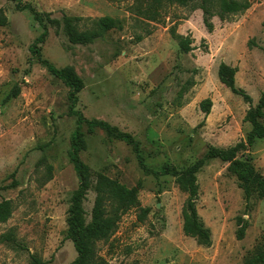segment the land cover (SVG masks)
Returning a JSON list of instances; mask_svg holds the SVG:
<instances>
[{
  "label": "rangeland",
  "instance_id": "1",
  "mask_svg": "<svg viewBox=\"0 0 264 264\" xmlns=\"http://www.w3.org/2000/svg\"><path fill=\"white\" fill-rule=\"evenodd\" d=\"M220 1L21 0L43 15L47 34L38 44L40 57L57 68L72 67L81 80L73 109L130 133L148 168L139 165L131 145L82 123L86 188L76 205V247L66 237L78 185L69 160L77 126L69 87L29 50L42 25L15 0H0L7 17L0 26V202L11 203L9 217L0 221V264H69L78 251L111 264H245L264 240V198L253 194L246 201L228 163L208 158L196 174L195 206L211 238L204 246L182 231L187 193L171 174L160 172L164 164L187 168L210 145L246 141L251 126L245 112L264 92V0H241L249 2L247 9L223 14ZM64 16L81 17L80 29L104 16L120 28L74 44ZM171 27L189 38L191 50L179 48ZM221 62L236 67L235 85L251 103L220 83ZM15 85L18 95L8 97ZM205 98L211 99L208 114L200 107ZM237 157L264 175V137ZM238 217L247 221L242 239L235 235Z\"/></svg>",
  "mask_w": 264,
  "mask_h": 264
},
{
  "label": "trees",
  "instance_id": "2",
  "mask_svg": "<svg viewBox=\"0 0 264 264\" xmlns=\"http://www.w3.org/2000/svg\"><path fill=\"white\" fill-rule=\"evenodd\" d=\"M16 7L18 9H28L33 18L42 25V32L37 36L35 41L30 45L29 50L32 55L37 56L38 61L46 67V69L55 77L61 79L66 86L69 87L67 98L69 100L70 113L77 115L76 128L71 135L69 160L72 163V167L78 179L77 188L73 191L70 197V204L68 207V216L66 218L67 231L66 237L71 239L76 247L79 242V212L76 205L79 203L82 193L84 192L86 185L84 181V173L81 160L79 158V151L84 147V137L81 131L82 123H86L89 131H92L95 127L103 129L108 136H112L119 140L125 141L132 146V150L135 153L139 165L148 170L145 166L142 156L139 152L138 141H136L132 135L126 131L119 130L116 126L109 124L104 120H87L84 119L77 111H75L74 105L77 101V92L80 90L82 83L74 69L70 66H64L57 68L51 62L40 57L39 43L43 42L45 35L47 34V28L44 23L43 15L34 10L29 4H22L21 0H15ZM158 4L160 3H176L180 5H186L189 0H154ZM205 0H203L204 2ZM221 13H236L245 10L249 7L248 1L241 0H221L219 3ZM205 16L203 19L204 25L211 31L212 24L209 21L210 13L205 9L203 3L200 6ZM47 20L50 23H57L58 20L50 19L48 14H45ZM81 17L64 16L62 19L64 31L68 37V40L74 44H86L92 42L95 38L102 36L106 31L112 28H120V24L115 19L104 16L92 21L93 26L88 29H80L78 22ZM7 23V17L0 8V26H4ZM170 34L173 39L177 41L179 48L183 52L191 50V41L188 37L177 34L173 27L170 28ZM236 67L221 62L218 65L217 77L221 84L227 87L232 93L240 95L247 103L252 102V98L242 88L235 85V73ZM20 89L18 85H15L8 94L9 96H17ZM211 106V99L205 98L200 101L201 110L208 114ZM264 114V92L258 99L255 106H250L244 115V120L247 121L251 128L247 133L246 141H239L233 146L227 148L216 147L210 145L207 148L203 157L193 162L187 168L179 170L175 167L164 164L160 172L164 174H171L174 177L175 183L178 187L187 193L184 205L182 207V231L186 236L192 237L195 241L204 246H209L211 243L210 230L206 227L203 221L200 219L195 201L198 198V183L197 172L204 165L208 158H219L222 161L228 163L227 169L233 174L237 180L238 186L243 190L244 198L246 201L255 194L259 198H264V175L259 173L251 162L244 158L237 157V153L241 149H245L246 145H252L256 138L264 137V124L260 121V118ZM156 173V171H152ZM11 203L10 200L5 199L0 202V221L7 220L10 215ZM237 229L235 235L237 239H242L245 229L247 227V221L242 217L237 218ZM78 251V250H77ZM69 264H111L102 257L95 253L82 254L78 251L76 258ZM245 264H264V240L258 243L245 259Z\"/></svg>",
  "mask_w": 264,
  "mask_h": 264
}]
</instances>
